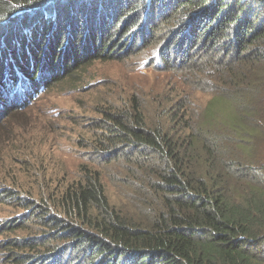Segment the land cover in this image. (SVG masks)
<instances>
[{
	"label": "trees",
	"instance_id": "1",
	"mask_svg": "<svg viewBox=\"0 0 264 264\" xmlns=\"http://www.w3.org/2000/svg\"><path fill=\"white\" fill-rule=\"evenodd\" d=\"M136 47L156 71L180 73L182 95L157 117L133 98L104 112L86 150L101 156L95 168L125 163L137 202L112 205L103 172L87 168L41 198L44 211L12 190L53 240L3 242L9 263L264 264V0H0V85L9 79L16 96L0 87V116L51 85L77 90L96 62Z\"/></svg>",
	"mask_w": 264,
	"mask_h": 264
},
{
	"label": "rangeland",
	"instance_id": "2",
	"mask_svg": "<svg viewBox=\"0 0 264 264\" xmlns=\"http://www.w3.org/2000/svg\"><path fill=\"white\" fill-rule=\"evenodd\" d=\"M124 52H114L121 59L96 62L78 79L77 90L51 85L49 91L37 95L27 109H19L21 114L12 111L6 112L7 116L5 112L0 116V126L5 124L0 132V228L1 225L7 227L4 235L0 236V264H12L2 247L3 242L22 238L27 242L37 238L41 240L38 246H43L45 238L46 242L53 240L43 230L41 222L34 221L42 215L41 212L29 219L28 209L14 203L13 191L19 198L35 200L33 204L40 208L39 211H44L45 203L41 198L48 199L63 186L77 181L82 177L81 170L87 168L103 172L107 196L112 205L130 212L129 202H137L128 198L134 193L129 191L124 181L127 177L124 175L125 163L95 168L90 161H97L101 156L92 153V149L87 151L86 146L95 144L92 138L100 133L99 126L106 120L104 112L122 113L129 108L133 98L139 99L148 116L157 117L169 106L167 102L174 95H182L175 91L177 87L180 89L182 80L179 72L156 71L151 62V51L141 53L136 47L131 55L123 57ZM17 75L22 76L20 73ZM0 87L11 93L12 98L16 97L9 79ZM31 91L29 87L27 93ZM198 98V104L202 106L212 99L206 95ZM4 104L0 98V107ZM8 109L13 110L11 105ZM173 111L177 112L175 107L168 113ZM191 115L202 120L204 112L194 109ZM174 125L170 120V126ZM258 143L259 155L264 159V139ZM48 214L44 218H48ZM17 218L28 223L25 222L21 230L8 224ZM51 244L60 246L62 242Z\"/></svg>",
	"mask_w": 264,
	"mask_h": 264
}]
</instances>
